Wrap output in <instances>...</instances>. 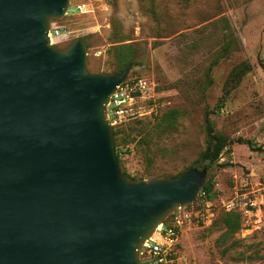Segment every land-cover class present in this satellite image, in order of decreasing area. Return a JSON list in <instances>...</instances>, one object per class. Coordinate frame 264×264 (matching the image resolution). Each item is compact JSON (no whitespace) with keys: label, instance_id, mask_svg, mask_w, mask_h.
Instances as JSON below:
<instances>
[{"label":"water","instance_id":"95a60500","mask_svg":"<svg viewBox=\"0 0 264 264\" xmlns=\"http://www.w3.org/2000/svg\"><path fill=\"white\" fill-rule=\"evenodd\" d=\"M69 4L0 0V264H144L143 242L208 170L122 171L107 103L133 63L92 72L82 38L52 42Z\"/></svg>","mask_w":264,"mask_h":264},{"label":"rangeland","instance_id":"374dc122","mask_svg":"<svg viewBox=\"0 0 264 264\" xmlns=\"http://www.w3.org/2000/svg\"><path fill=\"white\" fill-rule=\"evenodd\" d=\"M114 17L135 50L127 76L153 86L138 103L141 115L119 127L121 169L148 179L197 163L209 114L230 140L207 174L214 180L213 221L224 213L220 199L235 191L257 201L224 241L221 223L186 227L169 264H264V0H70L67 14L51 24L71 34L54 43L65 48L82 38L88 69L115 72L109 50L122 42L115 41ZM244 61L252 70L230 91L229 77ZM171 108L181 115L174 128L159 132L155 125Z\"/></svg>","mask_w":264,"mask_h":264},{"label":"built area","instance_id":"2783aa9c","mask_svg":"<svg viewBox=\"0 0 264 264\" xmlns=\"http://www.w3.org/2000/svg\"><path fill=\"white\" fill-rule=\"evenodd\" d=\"M48 34L52 42H56L61 38H68L71 31L66 27H55L51 24ZM152 89L151 82L145 77H130L116 86L107 103V118L114 128L141 115L138 103L148 97ZM219 203L224 210H238L243 214L250 213L257 205L255 199L241 191H235L232 196L220 199ZM212 207L213 203L207 199L203 190L193 203L176 207L174 212L158 225L153 235L143 242L140 251L141 262L171 263L176 255V247L182 231L190 225H210L214 217Z\"/></svg>","mask_w":264,"mask_h":264},{"label":"trees","instance_id":"16d2710c","mask_svg":"<svg viewBox=\"0 0 264 264\" xmlns=\"http://www.w3.org/2000/svg\"><path fill=\"white\" fill-rule=\"evenodd\" d=\"M113 27L115 30V41L122 42L119 44L112 45L110 47L109 53L113 58V61L116 62L117 68L115 72H122L124 69L131 63H135V50L132 43L123 42L127 35L122 33L121 28L122 24L120 20L116 17L113 18ZM228 46L224 49L227 52ZM252 70L251 63L244 61L239 64L231 73L228 84L230 91L235 89L238 84L241 82L244 75L249 73ZM130 78L127 76L125 79ZM228 89V90H229ZM222 106V105H221ZM219 106V107H221ZM213 112V111H212ZM181 115V111L178 108H171L167 110L161 117L159 121L156 123L155 128L159 132L167 131L175 127V123L177 122L179 116ZM206 133H207V144L205 149L200 152V155L197 159V163L188 166L177 174L171 176H177L187 170L188 168L197 167L204 168L206 167L208 171L212 169L215 165H217L220 157L224 149L229 145L230 140L222 133L218 132L215 129L214 122L212 121L209 114L206 115ZM121 129L119 127L114 128V136H115V145L117 157L119 160V164L121 162L120 151H119V142H118V134ZM241 143H247L252 146V143L248 139H238ZM152 161V158L149 157V162ZM125 174L129 176L124 170H122ZM131 177V176H130ZM134 178V177H132ZM142 178V177H140ZM135 179V178H134ZM139 179V178H138ZM202 190L206 193L207 199L211 200L214 195V180L210 176L206 179ZM215 223H221L225 228V231L221 234L220 240H226L231 234L235 233L242 226V213L238 210H224V213L220 216L219 220L213 221Z\"/></svg>","mask_w":264,"mask_h":264}]
</instances>
